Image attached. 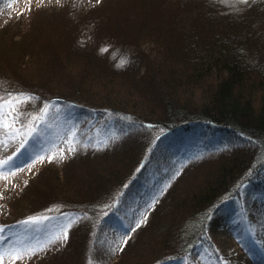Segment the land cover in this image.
Returning <instances> with one entry per match:
<instances>
[{
  "label": "trees",
  "instance_id": "trees-1",
  "mask_svg": "<svg viewBox=\"0 0 264 264\" xmlns=\"http://www.w3.org/2000/svg\"><path fill=\"white\" fill-rule=\"evenodd\" d=\"M255 3L264 5V0ZM151 11L138 10L141 16L132 20V29L110 36L111 41H124L140 34L157 46L160 57H149L144 72L135 59L115 65L107 51L98 53L95 44L86 48L64 38L26 45L16 60L9 52L0 53V96H31L23 108L35 105V113L29 111L35 116L45 106L60 103L73 104L89 121L105 110L111 132L124 136L77 137L73 153L50 160L62 167L50 171V192L32 195L26 188L19 190L20 205L31 208L28 217L16 221L75 218L67 239L39 252V259L53 256L66 264H92L91 258L105 246L103 230L125 207L123 197L142 186L150 161L169 150L165 143L170 140L196 139L197 134L198 139L218 136L220 142L187 158L182 173L157 198L147 223L126 243L115 264L186 263L206 237L209 219L245 185L264 178V34L246 32L241 14L213 11L215 15L203 18L197 29H185L146 20ZM15 41L32 44L25 37L9 38L10 44L17 45ZM127 47L137 50L141 44L131 41ZM115 118L133 125L136 133L129 128L119 132L112 123ZM81 158L86 159L84 164ZM74 168L76 172L71 171ZM41 175H36L37 181ZM1 197L0 205H5ZM12 202L8 210L0 206V221L12 218ZM79 235L83 239L75 253L72 244ZM70 250L75 255L67 257Z\"/></svg>",
  "mask_w": 264,
  "mask_h": 264
},
{
  "label": "rangeland",
  "instance_id": "rangeland-1",
  "mask_svg": "<svg viewBox=\"0 0 264 264\" xmlns=\"http://www.w3.org/2000/svg\"><path fill=\"white\" fill-rule=\"evenodd\" d=\"M253 2L254 0H248L246 4L237 0H0V53L9 52L7 55L16 60L20 58L19 53L25 49L26 45L34 47L33 43L36 41L42 42L47 38H54V41H57L64 38L68 40L67 43H78L86 48L90 44H95L98 53L107 51L105 53L109 54L115 65H120L122 60L135 59L136 66L144 72L143 69L149 57H160L157 46L151 44V41L146 42L147 39L143 35L137 36L135 33L126 37L128 40L116 41L112 37V41L110 40L113 31H124L125 34L133 28L130 27V23L141 16L138 15L140 14L138 10L151 8L149 19L146 18V20L159 24L168 23L167 26L173 25L185 29L189 27L197 29L198 23L203 22V18L207 20L215 15L213 11L221 14L230 13L235 17L241 14L243 16L240 18L241 23L248 30L246 32L264 34V5L259 3L254 5ZM16 35L25 37V41L32 44L16 41L17 45L10 44L9 38H14ZM131 41L139 42L141 48L133 50L127 47ZM98 57L102 58V55ZM2 63L5 65L4 61ZM13 63L16 64L15 61ZM127 72L134 74L130 70ZM50 106L43 121L35 122L36 132L33 137L28 138L27 143H23L25 139L23 135L0 137L4 141L3 146L0 147V160H8L11 157L9 164L16 163L23 166L22 171L17 168L15 174L10 175L7 180L0 178V195L5 202V205L0 206H3L4 211L8 210L13 200L14 207L11 210L14 212L11 215L12 218L0 221H8V224L0 225L7 229L8 239L2 245L7 249L22 247L30 242V238L34 242L36 237L46 238L60 234L63 226L68 223L69 215L44 218L38 223L29 225L20 223L24 221H20V218L28 217L31 205L26 203L20 205L17 193L25 188L32 191V195L34 192L43 195L51 191L52 185L49 180L52 172L62 168L58 167L56 161H50L52 157L63 158L73 153L76 150L77 137L80 138L79 140L84 136L93 139L124 137L119 135L120 133L114 135V132H111L113 127L107 123L110 119L105 110L94 113V117L89 121L83 112L75 110L73 104L67 106L60 103ZM23 107L21 108L24 113L23 118L21 117L16 127L31 121L35 116L29 113V111L35 113L37 109L35 105H32L30 109ZM88 122L91 123L87 126ZM112 123L119 128V132L125 131L126 128L132 132L136 131L133 125L124 123L122 120L115 118ZM73 132L75 137H72ZM195 137L196 139L185 136L181 140L166 142L165 145L169 147V150L160 151L156 158L150 161L142 186L139 189H133L123 197L125 207H122L119 213H114L118 216L109 221V228L103 230L105 246L101 252H97L98 254L91 258L92 264L117 263L126 243L147 223L156 199L182 173L187 158L199 153L210 143L220 142L218 136L198 139L195 134ZM70 138L73 139L72 144L67 142ZM70 147L74 150L69 151ZM84 159H80L81 164L86 161ZM47 166L52 170L44 169ZM76 170L77 168H74L71 171L76 172ZM38 174L42 175L37 181ZM257 185H259L258 189ZM54 189L63 194L59 188ZM16 206H22V209L18 211ZM221 208L209 219L206 237L196 245L191 254L192 258L184 264H264V178H259L255 185H245L237 198L228 200ZM16 219L20 220L16 221ZM137 224H139L138 227H136ZM81 233L83 235V231H80ZM90 236L89 234L86 238V247H88ZM82 239L79 235L76 242L72 244V250H76L75 253ZM65 240H57L49 247H54ZM72 250L68 252L67 257L71 253L75 255ZM36 255L17 260L6 257L2 264L67 263L61 257L55 259L53 256H46L39 259ZM31 258L34 259L29 260ZM130 263L129 261L128 264Z\"/></svg>",
  "mask_w": 264,
  "mask_h": 264
},
{
  "label": "snow or ice",
  "instance_id": "snow-or-ice-1",
  "mask_svg": "<svg viewBox=\"0 0 264 264\" xmlns=\"http://www.w3.org/2000/svg\"><path fill=\"white\" fill-rule=\"evenodd\" d=\"M240 3H248V0H237ZM127 61L122 60L121 65L125 64ZM32 100L31 96L24 94H10L7 97L0 96V137L7 135H23L25 137L23 143H27L29 137H33V134L36 132L34 123L36 121H43L44 117L47 116L49 108L51 106H45L40 115L33 116L31 121L21 124L20 127H16L17 123L20 121L21 116L24 113L20 110L23 105L27 104ZM72 137H75V133H72ZM69 144L73 143V139L70 138L67 141ZM3 139H0V147L3 146ZM23 146V144H22ZM74 150L73 147L69 148V151ZM43 159V157H40ZM12 160L9 157L8 160H0V178L7 180L10 175L15 174V170H23L22 165H17L16 163L9 164V161ZM43 219L42 217H31L22 222L23 225L35 224L40 222ZM75 222L74 217L68 218V223L63 226L60 234H54L49 237H36L34 242L30 238V242L24 244L22 247H14L12 249H7L2 247L4 241L8 239L6 235L7 229L4 226H0V264L6 257H10L12 260L24 259L28 256H34L39 252L45 251L50 245L54 244L57 240L67 239L68 230L72 227V224ZM139 224L136 225L138 227ZM134 230V229H133ZM125 243L127 240L125 239Z\"/></svg>",
  "mask_w": 264,
  "mask_h": 264
}]
</instances>
